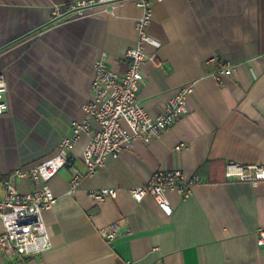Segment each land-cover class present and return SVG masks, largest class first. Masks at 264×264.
Returning <instances> with one entry per match:
<instances>
[{"label":"crops","instance_id":"1","mask_svg":"<svg viewBox=\"0 0 264 264\" xmlns=\"http://www.w3.org/2000/svg\"><path fill=\"white\" fill-rule=\"evenodd\" d=\"M72 0H0V73L8 111L0 115V180L21 193L39 187L29 170L57 152L61 138L85 118L94 64L127 71L137 42L130 1L116 15L96 11L53 19ZM139 105L152 117L180 86L192 84L188 112L149 143L137 140L89 174L82 154L93 131L80 134L74 160L49 187L56 198L43 213L50 247L0 264H264V180L227 177L229 164L264 168V0H150ZM230 67V76L217 74ZM180 170L188 196L166 192V216L150 196L129 192L152 174ZM24 172L18 178L14 172ZM252 173L254 171L247 170ZM197 176L198 182L192 181ZM116 190L103 201L93 190ZM0 184V198L4 196ZM120 222L108 240L99 231ZM3 231L0 219V234Z\"/></svg>","mask_w":264,"mask_h":264},{"label":"built area","instance_id":"2","mask_svg":"<svg viewBox=\"0 0 264 264\" xmlns=\"http://www.w3.org/2000/svg\"><path fill=\"white\" fill-rule=\"evenodd\" d=\"M130 1L141 9V15L135 20L137 31L136 45L127 51L131 59L126 72L117 74L104 67L101 60L94 64V75L91 78L92 95L84 105L85 118L82 122H75L71 134L61 138L57 152L32 167L28 174L39 187L30 193H21L11 178L0 180L4 189V196L0 198V219L3 231L0 234V252L7 257L33 256L47 250L50 241L44 223L43 213L52 209L56 198L49 187L50 180L63 167L70 165L74 160L72 150L80 134L87 131L90 122L98 125L93 131L82 159L88 173L93 174L102 167L108 158L117 159L124 150L131 148L133 142L140 140L145 143L159 137L161 133L187 114V96L192 93V84L180 86L165 105L162 114L152 117L138 103L137 92L143 83L141 71L147 56L145 45L159 47L147 31L151 20L150 0H72L67 4V11L61 12L56 6L53 8V19H78L93 15L96 11L116 15L118 4ZM232 69L224 68L217 74L230 76ZM7 84L4 74L0 73V115L8 111L5 99ZM253 170L252 173L246 172ZM18 178L24 177V172L16 171ZM227 177H238L240 180H264V168L256 166H242L229 164L226 167ZM193 182H198L197 176H192ZM186 176L180 170H159L152 174L145 185L134 186L129 189L132 198L140 202L145 196H150L158 208L166 215L172 214V207L166 197V192L177 191L183 196L189 195L184 185ZM97 201L106 197H114L116 190L102 188L89 193ZM120 222H115L99 231V234L108 240L117 236ZM257 244L264 246V230L258 231Z\"/></svg>","mask_w":264,"mask_h":264}]
</instances>
